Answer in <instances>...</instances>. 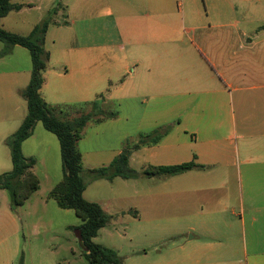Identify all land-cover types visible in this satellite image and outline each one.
Returning a JSON list of instances; mask_svg holds the SVG:
<instances>
[{
	"label": "rangeland",
	"instance_id": "374dc122",
	"mask_svg": "<svg viewBox=\"0 0 264 264\" xmlns=\"http://www.w3.org/2000/svg\"><path fill=\"white\" fill-rule=\"evenodd\" d=\"M59 2L61 6L55 19L60 25L52 24L44 40V48L50 55L47 68L49 66V69L60 70L61 73L69 70L71 73L83 54L79 48L89 45L92 48L89 54L91 62L96 67L102 66L99 70L103 73L112 75L104 79L105 82L97 81L95 84H92V80L66 78L69 75L65 78L50 75L46 87L49 89L46 96L50 101L42 95L49 104L54 102V106L73 107H64L61 116L65 119L89 113L101 94L107 97L106 103H100L104 114L93 118L86 125L78 141V148L83 154L82 175L87 182L84 196L98 202L110 216L107 226L99 230L94 241L116 249L124 259V264H179L181 245L186 238L183 234L185 226L178 213L152 209V206L162 203L165 195L158 190L164 180L149 176L143 170L145 164H151V148L142 146L136 149L137 152L134 150L136 153L130 167L137 172L135 177L117 176L112 181L106 178L94 179L93 170L109 166L119 148L127 149L130 147H127L128 144L139 143L143 134L151 133L160 125L167 126L180 118L185 124H196L194 116L184 115L187 112L185 104L189 108L195 107L196 96H189L185 101L183 94H180L184 90L180 89L177 94L167 97L151 96V84L134 78L137 63L151 59L147 49L133 45L137 43L134 38H139L136 33H140L139 29L144 27V17L130 23L118 21L109 9L105 11L101 8L114 5V0ZM233 4L238 8L237 12L233 10ZM163 6L169 8L168 13L162 16L163 12L151 11V21L156 27L165 25L174 28L176 35H173L171 41L182 47H187L189 38L196 35L194 32L183 33L190 26L211 28L210 24L223 22L229 30L241 31L247 23L244 22L245 5L238 0H167ZM47 13H43L44 17L37 24L43 21ZM39 14L24 13L13 18L19 24H26L22 30L28 35L34 29L30 24L41 16ZM191 17L195 19L192 23ZM74 21L76 24L70 25ZM6 26L10 27V24ZM130 31L135 34L131 33L130 36ZM128 38H132L134 43H130ZM117 39H120L119 44L123 48L108 47L104 51L100 47V44L105 43L112 46L110 44L116 43ZM154 40L163 42L168 39L156 36ZM71 46H74L75 51L69 53L68 48ZM24 51L26 57H21L20 65L12 67L11 73L0 74V175L13 168L7 139L18 130L28 112L22 91L31 79L32 60L29 50ZM151 54L154 62L184 60L180 46L169 49L153 47ZM117 69L119 72H116ZM173 85L170 83L169 86ZM113 113L116 115L109 117ZM220 120L222 118L201 117L199 124L208 121L218 124ZM229 132L226 128L221 136L226 135V142L231 146L233 140L228 137ZM223 140L224 137H220V141ZM22 151L26 157L36 159L34 172L40 179V187L23 205L15 209L11 204L10 192L0 189V220H8L10 214L20 228V250L12 258L11 264H90L80 242L81 218L73 209L61 208L54 199H47L49 192L64 175L58 137L39 121L33 136L23 142ZM136 211L138 215H135ZM2 229L1 226L0 231ZM15 246L13 238L12 248Z\"/></svg>",
	"mask_w": 264,
	"mask_h": 264
},
{
	"label": "crops",
	"instance_id": "0c3cea01",
	"mask_svg": "<svg viewBox=\"0 0 264 264\" xmlns=\"http://www.w3.org/2000/svg\"><path fill=\"white\" fill-rule=\"evenodd\" d=\"M57 1L12 0L23 6L3 17L1 26L26 35L22 30L26 24H19L13 17L40 12L41 16L30 24L34 28L44 17L43 13H47ZM166 1L114 0V5L108 7L105 2L106 7H101L105 11L109 9L118 21L130 23L144 17V27L139 29L140 33H136L139 38H134L137 43L132 38L128 40L138 48L147 49L151 55L150 60L137 63L134 76L138 81L142 79L141 82L151 84V96L167 97L177 94L178 89L184 90L180 94H183L185 101L189 96H196L195 107L184 106L187 110L184 115L194 116L196 124H185L181 118L169 124L172 129L160 142L144 146L151 148V164H145L143 170L150 166L190 161L205 167L173 176H156L164 180L158 190L165 195V199L152 209L178 213L185 226L183 234L186 238L181 245L179 264H264V0H238L245 5V15L242 14L244 22L247 21L245 29L241 31L229 30L223 22L210 24L211 28L193 25L184 29L183 33L194 32L199 36L198 39L196 35L189 38L187 47L171 41L176 35L174 28L165 25L156 27L151 21V11L163 12L162 16L168 13L169 8L163 6ZM232 7L235 12L238 11L235 4ZM190 21L192 23L195 19L191 17ZM72 24L76 22H70ZM53 25H60L59 21L55 19ZM131 33L135 34L130 31V36ZM156 36L168 40L156 41ZM119 41L117 39L116 43H111L112 46L100 44V47L104 51L108 47L123 48ZM4 46L0 41V51ZM177 46L181 47L184 60H152L153 47L169 49ZM83 47L79 50L84 59L79 57L71 73L67 68V72L61 73L48 66L41 89L48 101L46 92L49 89L46 87L50 75L58 78L69 75L66 78L92 80V84L105 82L104 79L112 76L99 70L102 66L96 67L91 62L89 54L92 48L89 45ZM26 49L17 44L8 54L0 56V74L11 73L12 67L20 65L21 57H26ZM68 49L69 53L75 51L74 46ZM113 69L111 67L110 70ZM170 83L174 85L169 86ZM163 87L171 90L166 91ZM104 97L103 103H106L107 97ZM201 117L222 120L218 124L210 121L199 124ZM201 122L204 120L201 119ZM162 126L166 125L159 127ZM226 128L230 131L228 137L233 140L231 146L226 142V135L221 136ZM189 134L191 136L188 138ZM220 137H224V140L220 141ZM124 150V147L119 148L115 157ZM136 152H132L130 162ZM31 169L34 172V166ZM135 215H138L137 211ZM8 218L0 220V227H3L0 231L1 264H11L12 258L20 250L19 224L12 215L8 214ZM13 238L16 242L14 248Z\"/></svg>",
	"mask_w": 264,
	"mask_h": 264
},
{
	"label": "trees",
	"instance_id": "16d2710c",
	"mask_svg": "<svg viewBox=\"0 0 264 264\" xmlns=\"http://www.w3.org/2000/svg\"><path fill=\"white\" fill-rule=\"evenodd\" d=\"M22 6L21 3H14L12 0H0V41L5 44L3 50L0 51V56L8 54L11 48L18 44L26 47L32 58L31 79L22 91L27 101L28 112L18 130L7 139V144L11 148L13 168L0 175V189H7L10 192L14 209L23 205L39 189L40 179L31 169L36 159L26 157L23 154L22 145L33 134L37 122L41 121L47 130L58 137L63 162V179L49 192L48 198L54 199L61 208L73 209L81 218L80 242L90 264H124V259L116 249L94 241L99 230L107 226L110 216L99 203L89 201L84 196L87 182L82 175L83 157L78 148V141L82 138L86 125L93 118L104 114L100 103L104 102L105 97L101 94L99 100L93 103L89 113L72 119H65L61 114L65 111L64 107L69 109L73 107L70 105L53 106L43 98L41 89L45 82L44 74L50 57L44 48V40L49 27L55 22L61 3L55 2L43 21L37 24L28 35L11 32L1 26L3 17L11 11L21 9ZM115 115L113 113L109 117ZM171 129L172 125H167L157 127L151 133L143 134L139 143L125 149L109 166L94 169L93 178L112 180L117 176L135 177L137 172L130 167L132 152L142 146L160 142ZM204 167L205 165L190 161L167 166H150L144 170V173L149 176H173Z\"/></svg>",
	"mask_w": 264,
	"mask_h": 264
},
{
	"label": "water",
	"instance_id": "95a60500",
	"mask_svg": "<svg viewBox=\"0 0 264 264\" xmlns=\"http://www.w3.org/2000/svg\"><path fill=\"white\" fill-rule=\"evenodd\" d=\"M79 234H80V237H81V231L79 230Z\"/></svg>",
	"mask_w": 264,
	"mask_h": 264
}]
</instances>
